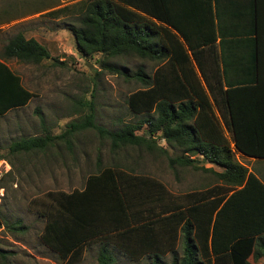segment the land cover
Listing matches in <instances>:
<instances>
[{"label":"trees","instance_id":"16d2710c","mask_svg":"<svg viewBox=\"0 0 264 264\" xmlns=\"http://www.w3.org/2000/svg\"><path fill=\"white\" fill-rule=\"evenodd\" d=\"M163 2L75 0L48 10L46 14L51 17L67 18L65 27L71 32L77 53L83 57L99 54L100 66L110 57L127 53L160 62L164 57L169 58L170 52L171 60L178 66L173 65L172 69L158 66L151 77L141 68L130 75L140 83L126 98L129 110L140 116L135 122L104 128L97 126L92 114L87 113L66 123L58 134L19 138L9 144L8 150L11 154L30 155L57 145L58 140L69 148L66 135L93 128L108 139L111 152L133 147L167 156L170 149L174 152L167 156L171 168L175 164L206 171L201 163L217 165L221 170L214 173L216 179L227 186L226 191H233L224 200L223 196L208 200L204 193L191 200L192 205L184 211H180L177 199L162 202L166 191L161 182L123 169L118 163L110 166L97 163L95 172L86 174L80 190H50L46 197H33L28 204L44 217L41 241L62 258L90 239H98V264L113 263L114 256L106 246L109 243L133 258L148 255V264H164L162 256L167 250L171 252V264H211L206 259L207 253L216 263L251 264L246 260L248 255L264 256V187L234 154L264 158V36L260 40L256 7L252 12L253 35L247 55L252 73L242 75L244 59L240 42H231L228 51L222 48L217 51L210 41L206 50L197 49L205 43H192L182 25L167 16L169 12ZM146 16L166 24L182 37L203 85L195 76L186 74L193 69L186 67L188 56L179 44L170 51L163 47L160 41L165 28ZM239 36L238 40L244 35L239 33ZM10 58L36 64L50 55L42 44L20 32L7 38L0 51V116L25 105L33 97L22 85L20 76L5 64L4 60ZM157 132L156 138H162L165 147L152 137ZM138 184L149 185L153 193H159L156 206L166 214L150 219L145 216L150 212L146 206L139 210L144 220L134 213L132 204L140 202L133 195L139 189ZM0 187H3L1 183ZM135 217L142 220L133 222ZM0 224L10 231L24 228L19 219L7 221L1 216ZM177 239L181 244L180 256L175 251ZM222 253L226 259L217 257Z\"/></svg>","mask_w":264,"mask_h":264},{"label":"rangeland","instance_id":"374dc122","mask_svg":"<svg viewBox=\"0 0 264 264\" xmlns=\"http://www.w3.org/2000/svg\"><path fill=\"white\" fill-rule=\"evenodd\" d=\"M74 1L0 0V51L8 37L21 32L25 37L35 38L50 55L49 59L36 64L15 58L5 60L33 97L24 107L0 117V158H4L0 160V183L3 185L0 216L7 221L19 219L24 225L21 231H10L0 224V264H98V239H90L65 258L45 245L39 237L44 217L28 204L33 197H46V192L50 190H80L86 174L95 172L97 163L101 166L118 163L121 168L130 169L133 173L151 176L172 194L184 192L192 186L201 187L208 182H216L209 172L175 164L171 168L167 156L171 157L174 152L170 149H167V156L133 147L111 152L108 139L101 137L93 128L66 135L65 138L70 141L69 148L58 140L57 145L49 146L43 152L35 151L30 155L9 152L8 146L12 141L43 133L58 134L66 123L81 119L87 113L92 114L97 126L110 129L120 123L135 122L140 117L132 113L126 103L127 95L140 87V83L130 75L137 68H141L146 75L151 74L158 63L127 53L110 57L100 66L97 63L99 54L80 56L71 32L65 27L67 18L60 16L52 19L44 14L47 10ZM235 159L247 164L240 155ZM137 187L139 189L134 190L133 195L140 202L132 204L134 213L143 219V212L139 210L146 206L150 212L145 216L150 219L160 217L163 212L157 209L158 206H155L156 209L152 207L159 193H153L149 185L138 184ZM129 218L132 216L124 219ZM140 219L135 217L132 220L138 222ZM106 246L114 256L112 264H148L150 261L146 254L133 258L113 243ZM175 248L179 256L180 240ZM170 253L168 250L164 252V264H171Z\"/></svg>","mask_w":264,"mask_h":264},{"label":"crops","instance_id":"0c3cea01","mask_svg":"<svg viewBox=\"0 0 264 264\" xmlns=\"http://www.w3.org/2000/svg\"><path fill=\"white\" fill-rule=\"evenodd\" d=\"M61 1H64V0H61ZM113 1L120 2V0H113ZM129 1H133V0H129ZM163 6L169 12L167 16L172 18L174 22L175 21L178 22L186 30L190 39L192 40V43H200V44L205 43V44H202L204 46H199L197 47V49L204 48L206 50L207 42L210 41V43H212V46L217 51H219L221 48L224 49L225 51H228V48L230 47L231 42H235V43L240 42L242 44V51H241L243 53L242 59H244L242 61V63L244 64L242 75L243 74L250 75L252 73L250 59H248V56H247L248 51L251 48L250 39L252 38V35H253L252 34V25H253L252 12H253L254 7H256V12L258 13V18H257L258 31L260 32V40H261L262 36H264V0H164ZM133 10L138 12L141 15H144V13L141 11H138L136 9H133ZM47 11H45L44 14H46ZM146 17L150 18L156 24H161L165 28L164 30L165 34L162 36V39L160 41L163 47L167 48L170 51L173 48H175L176 44H179L180 48H182L183 51L188 56V63L186 67L188 68L191 66L193 69L192 72L190 73H187L188 71H186V74H189V76H193V78L195 76V78L199 81V83L203 85L199 71L197 69V66L194 60L192 59L190 50L187 48L182 37L175 30H173L166 24L160 23L159 21L149 16H146ZM51 18L58 19L55 17H51ZM239 33H241L242 35L246 37L243 36V39L238 40V38L236 37H240ZM25 38H28V37H25ZM233 39H236V40H233ZM169 55H170L169 58L164 57L163 60L160 62L157 60H153L158 64L152 70L151 74H147V76L151 77L153 72L158 66H163V67L168 66L170 69H172L173 65L177 67L178 65H176L171 60V57L173 58V54L170 52ZM263 67H264V63H263ZM163 72L165 73L164 70ZM263 73H264V68H263ZM177 74L180 75V72L177 71ZM25 105L9 109L6 112H4L3 115H1L0 117L6 115L7 113H9L10 111L14 109H20L24 107ZM158 134L159 133L157 132L152 137L156 138L158 137ZM159 140H161V143L159 144L157 143V144L162 147H165L166 146L165 141L162 138H156V141H159ZM185 155H187L190 158L194 157V155H188L186 153ZM238 155L244 157V159L247 161V164H242V163L241 164L244 165L247 168V170L250 173H252L253 176L264 187V158H254L250 156H244L239 153L234 154V156H238ZM206 164L210 165V167H207ZM200 165H202L204 168H207L208 170L203 171V170L197 169L198 171L212 173L214 177H215L214 173L219 172L221 170L219 166L214 165L209 162H203ZM186 167H189V166H186ZM193 170H196V169H193ZM226 187L227 186L225 184H223L217 179H216V182H213V183L208 182L204 186H201V187L197 185L192 186L189 188V190L180 192L178 194L170 193L168 189L165 187L166 195L163 194L162 198L161 197L160 198L162 199V202L164 203H170L172 200L177 199V201L175 202L176 204H179L180 211L182 210L184 211L187 207L192 205L191 200L198 199L204 193H205L204 194L205 198L208 200H212L213 198L217 196H223V200H224L233 191L232 189L226 191L225 189ZM238 188L239 186L235 187L234 189H238ZM60 191H63V190H60ZM158 203L159 202L152 203V207L156 209L155 206L158 205ZM158 208L159 207H157V209ZM176 242H178V239L176 240ZM197 242H199L200 245H202L201 241L198 240ZM180 255H181V250H180L179 256ZM217 257L226 259V255L224 253L219 254ZM206 259L211 260V264H228L226 262L223 263L221 261L220 262L218 261V263L214 262L212 260L213 256L210 255L209 253L206 254ZM246 260L251 264H264V256L253 258L251 255H248Z\"/></svg>","mask_w":264,"mask_h":264},{"label":"built area","instance_id":"2783aa9c","mask_svg":"<svg viewBox=\"0 0 264 264\" xmlns=\"http://www.w3.org/2000/svg\"><path fill=\"white\" fill-rule=\"evenodd\" d=\"M2 191H3V188L0 187V197H1V195H2Z\"/></svg>","mask_w":264,"mask_h":264}]
</instances>
